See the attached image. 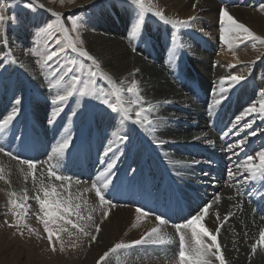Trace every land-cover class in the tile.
Listing matches in <instances>:
<instances>
[{
  "label": "bare ground",
  "instance_id": "1",
  "mask_svg": "<svg viewBox=\"0 0 264 264\" xmlns=\"http://www.w3.org/2000/svg\"><path fill=\"white\" fill-rule=\"evenodd\" d=\"M152 2L155 8L163 10L164 14L175 20H177L175 15L180 12L181 16L185 18L184 20L195 16L196 18L201 17L210 21H217L220 8L226 7L228 12L238 22L245 24L256 35L264 37V13L259 12L256 8V6L264 3V0H237L235 2L233 0H152ZM35 3L43 5V9L49 15L53 16V13H59L54 11L52 7L45 5L42 0H35ZM231 3L233 4L229 6ZM193 4H196L195 8H193ZM60 14H62L63 19L64 13L61 12ZM62 23L64 24L63 20ZM124 23L125 21L121 20L120 24L116 25L114 18L104 17L95 27V30L91 32L83 31L82 37L86 42L87 51L98 62L100 65L99 69L106 73V79L113 84V88L116 91L117 89L130 87L133 80L138 82V92L145 101L143 106L145 108L149 104L156 106L149 116L153 121L154 131L147 127H141L140 130L133 129L130 132H126V122L129 123V120L124 121L117 114V119L104 120L98 117L99 121L95 119L94 123L88 126L89 131L91 128L93 131L88 133L86 130L84 135L81 136V129L88 122L86 118L87 120H84L80 131L75 130L77 132H74L71 144L92 152L89 155L88 153L84 154L83 172L78 174L80 179H72L73 187L69 186L71 189L65 186L69 190L65 191V188L63 190L59 184L57 185L48 180L41 169L34 171L35 179H33L32 169H29L24 164L21 165L16 161L7 159L4 153H0V175L4 177V179H0V189L4 188L16 193V196L20 199L26 193L29 197L28 200H31L37 195L43 196L41 184L44 186L55 185L63 197L67 198L71 194L73 201L81 204L80 211L85 217L81 222L90 234L97 235L98 238L101 233L106 231L114 234L112 229L118 230V227H120L119 223L125 228L130 227L136 231L146 233L156 226V213L140 216L136 212L134 204H129L128 202L115 203L113 197L116 194L114 190L110 191L111 196L108 195L107 190L104 193L110 198L115 207L101 205L99 198L95 195V189L91 184L92 181L88 180V177L93 175L94 181H96V177L107 167V163L113 162L112 178L115 179L116 175L124 173L125 181L132 185L140 175L142 179L146 177L149 182H153L155 178L161 175V169L164 167L174 176L181 187H191V185L195 184L194 187H191L194 189L193 197L197 196L203 200L207 194V198L201 203L200 207L195 206L194 208H196L195 211L200 210L206 201H210L211 207L204 223L211 231L215 232L218 223L223 222L225 215L231 214L228 222L223 224L218 238L226 264H264V249L258 246L254 254L251 250L252 244L259 239V232L264 228V222L253 214L252 206L245 205L242 209L239 205V197L234 192V188L242 185L241 182L247 172L239 169L240 174L230 178L228 170L231 169L236 172L239 164L234 165L232 168L229 167L223 173H219L220 170L217 169L215 171V167H212L210 161H206L202 156L197 157V153L202 151L204 153L209 152L206 153L208 155H210V152L217 151L215 153L216 156L225 152L229 154L234 147L231 151H228V145L235 146L237 144H217V147L213 149L215 144L213 137L215 136L206 129V111L203 106L196 102L192 89L187 86L189 82L199 86V89L205 94V102L209 104L208 98L212 97L210 93L216 94L213 86L220 79V73H226L229 68L233 75H243L246 78L237 84L240 90L248 84H256H254V87L257 86L258 88L255 90L254 95L253 93L252 95L249 94V99H251L250 101L254 100L255 106L259 108L258 99L261 97L260 93L264 91V44L250 39L251 47L248 51L246 50L247 54H244L236 49L237 44H239V40H236L232 48L229 49L227 45L220 41V34L213 31L208 25L195 20L189 28L202 39L203 44L210 53V57L206 58L209 62L205 66L204 62L199 60L204 57L197 56L193 54L194 52L191 53L190 48L183 47L180 49L181 47L173 42V39H167L165 42L166 37L160 35L163 33L159 28L148 32H140L137 36L132 37L130 34H125L126 27ZM3 31L4 27L0 28V54L8 52ZM141 33L143 37H147L145 48L151 49V51L135 46V38ZM164 43L167 44V50L163 48ZM177 57L185 59V61H177ZM251 60L255 61V63H249ZM17 61L21 64L22 58L19 57ZM14 65L16 67V64ZM213 65V68L216 67L214 71L211 69ZM229 65H235V67L230 68ZM258 65L262 69H258ZM171 66L181 72L175 74L171 70ZM18 73L22 77L32 74L27 68L25 71L21 67ZM108 74L112 75L113 78L108 76ZM18 77L17 75H12L10 82L13 84L17 83ZM205 84L206 86H204ZM225 87H229L228 84ZM16 92L14 86L12 94L15 96L13 97L16 100L22 98ZM31 96V100L36 103L37 101H35L33 95ZM115 103L121 106L120 101L117 100ZM253 103L248 105V102L247 105L252 106ZM64 105H61V107L63 108ZM44 106L46 107V104ZM34 109H37L36 104H34ZM71 111L72 114L73 112L78 113V115L82 113L77 109H72ZM72 114L66 121L68 125L73 121L74 116ZM250 114L249 119L252 120L250 123H257L259 131L256 135L248 136V138L254 137L260 140L264 137V114L259 112ZM48 115L51 117L50 112H48ZM106 116L107 114H105ZM15 129L21 131V123L16 124ZM4 131L5 128L2 133L0 132V146L8 147L7 140L11 139L10 132ZM114 133L116 134L114 135ZM125 133L129 139L121 141L119 137ZM88 134H90V137L87 138ZM143 138L145 139L144 141ZM110 141H112L111 147L113 151L105 156L104 153L109 147ZM32 146L33 151H35V146L31 145V148ZM228 154H226V160ZM50 155L51 152L39 153L36 157L43 159L44 161L42 162L46 165L49 164L47 166L49 168L52 161L55 160L53 158L49 161ZM99 156L105 158L104 165L95 164L96 158ZM253 156L255 157V154ZM36 161L38 162L39 160L37 159ZM258 162L257 159L256 163ZM96 165L97 170L91 175L92 169ZM70 170H68L70 175L76 174ZM185 193L188 194L187 192ZM217 196L219 200L216 199ZM189 199H191V194H189ZM105 211L109 212L108 217H104L103 213ZM2 214V203L0 202V218ZM217 214L220 218L219 221L216 218ZM89 215L92 216L91 220L87 219ZM183 217L187 218L186 215ZM170 224H172L171 221L168 225L162 226V230L166 238H171V241H174L176 231ZM97 225L101 227L98 234L96 233ZM141 234L143 233L141 232ZM141 234L139 233V235ZM188 235L190 237V233ZM170 244L160 245V250L164 252L165 258H169L170 261L174 262L172 258L174 246L171 248L172 245ZM154 247L156 246L154 245ZM212 259L213 264H219L214 258ZM156 263L158 262L156 261Z\"/></svg>",
  "mask_w": 264,
  "mask_h": 264
},
{
  "label": "rangeland",
  "instance_id": "2",
  "mask_svg": "<svg viewBox=\"0 0 264 264\" xmlns=\"http://www.w3.org/2000/svg\"><path fill=\"white\" fill-rule=\"evenodd\" d=\"M42 1L45 5L52 7L54 11L64 13L62 20L64 21L65 27L69 30V36L72 38L73 42L76 43L78 48L83 47L86 51V42L82 37L83 31L91 32L95 30V27L104 19V17H109L110 19L114 18L116 25L120 24L121 20H124L126 35L130 34L131 25L134 20L138 18L134 8L125 3V0H71V2L70 0ZM235 1L237 0H233V2ZM29 4H33V1L0 0V15L5 16L3 32L8 46V52L6 54H0V120H3V118L12 111L14 106L18 108L16 117L7 127H5L4 131H9L11 138L10 140H7L8 147L6 146L4 148L6 151L11 152L13 156L10 157L5 154L4 156H7V159L13 160L14 162L16 161L21 165L24 164L27 167L28 165L26 163H21V161L31 160L30 157H26L28 152L34 153V159L39 153L43 154L51 152L56 141L61 139L66 132L73 137L74 132L80 131L86 118L88 119V122L85 123L84 128L81 129V136L84 135L86 130L88 133L93 131L92 128L89 131L88 126L94 123L95 119L99 121L98 117L104 120L117 119V113H112L111 110L102 105L95 96H80L77 92L64 105L62 113L56 118L55 122L50 124V116L48 115V112L52 113L53 111L54 106H52L51 103L52 98L55 97L58 92L62 93V91H64L68 82L72 79V76L78 75L80 76L81 81H84L89 78V71H95L97 73L94 78L96 83L91 85V87H94L97 90H103L104 93H106V98L110 99L113 103L117 100L120 101L117 98V91L113 88V84L106 79V73L102 72L101 69L96 68L92 61L87 60L86 57L80 56L78 52H73L71 48H66L65 52L61 54L60 57L54 58L47 63L44 62L43 53L46 49H55L57 40H60L63 44H66L67 41L64 40L63 34L59 31L54 32L51 38L47 35L41 34V29L46 28L49 23H55L56 17L54 15H49L43 7L39 6L40 4L35 3L32 7L27 6ZM232 4L233 3L229 4V6ZM258 7L259 6H256L257 9ZM155 9L158 10L157 8ZM164 15L168 19H171L167 14ZM73 17L78 18V28L76 31H72L70 22V18ZM175 18H177V20L185 19L181 16L180 12L175 15ZM196 20L202 22L204 25H208L213 31L220 34L221 25L219 19L217 21H210L205 18L197 17ZM157 28L163 33L159 34L166 37V40H164L165 42L167 39H173V33H175V43L181 47L180 49L183 47L190 48L191 53L194 52L193 54L204 57L199 60L204 62L205 66L208 64L209 61L206 58L208 56L210 57V53L207 51L202 39L199 38L197 34L193 33L189 27L177 31L173 25L164 23L151 13L146 14L140 32H148L156 30ZM77 37H79V40ZM80 41H83V43L81 44ZM146 41L147 37H143L141 33L135 38V46L142 47L146 51H151V49L145 48ZM250 47L251 44L248 40L244 43L239 42L236 49L241 53L247 54ZM163 48L165 50L168 49L166 43H164ZM19 57L22 58L21 64L17 61ZM176 60L181 62L185 61V59H180L179 57H177ZM212 60L214 61V59ZM250 62H252V60L249 61V63ZM14 64H16V67ZM61 65H63V67H61ZM20 67L25 71L27 68L32 74H29L28 76L26 75V77L20 76L18 73ZM213 67L214 65L211 68L212 71L216 68ZM68 69H72V71L65 75ZM258 69H262V67L258 65ZM171 70L175 74L181 72L174 66H171ZM11 74L19 76L16 81L17 83L13 84L10 82L12 79ZM229 75H233V73L230 72V69L228 68L226 73H220L219 78ZM108 76L113 78L112 75L108 74ZM61 77H64L61 84L55 88L52 87L51 85ZM219 82L220 79L213 86L216 91V94L213 95L214 98H219L221 96V93H219ZM254 84L255 83L252 85L251 83L246 86V94L253 93L254 95L255 90L258 88L257 86L254 87ZM14 86L18 92H16V94L22 96L19 105H15L16 99L13 97L15 95L12 94ZM33 86H35V89ZM42 86L47 87L43 88ZM204 86H206V84ZM225 86H227V83ZM77 87H83V83L78 82ZM55 89L56 91H54ZM126 89L127 87L122 89L121 99L125 106L132 109L130 112L132 120L135 119V111L138 109V106L130 103V101L134 99V96L128 94ZM246 94L245 101L242 103L244 104L245 109L249 107L248 105L254 102V100L250 101L251 99H247L248 95ZM31 95H33L35 101H37L36 103L31 100ZM210 98L211 97L208 98V102ZM261 98L264 97H259L258 101ZM34 104H36L37 109L33 110ZM44 104H46V107ZM253 104H255V102ZM117 107H120L119 104H117ZM72 109H77L82 113L78 116H74L72 123L68 125L66 121L72 114ZM105 114H107L106 117ZM131 120H129V123L126 122V132H130L133 129L140 130L141 127L134 125ZM249 121L251 122L252 120ZM18 123H21L22 125L21 131L15 129V126ZM0 132L2 133V131ZM49 136H51V138H49ZM86 137H90V134ZM144 140L145 139L143 138V141ZM31 145L35 146V151H33V146L31 148ZM74 146L75 144H71L63 158L59 161L55 159L52 161V164L59 163V168L63 172L62 174L69 177H72L73 175L72 179L76 180L80 179L78 174L82 173L84 169V154L88 153L89 155L92 151H87L83 147ZM37 159L39 161L36 163L35 170H43L48 180L61 186L62 182L57 181L55 177H48L47 173L49 168H47V166L49 164L46 165L42 162L44 161L43 159L36 157V160ZM79 160H81L82 163H80ZM96 161L95 164L97 165L105 164V158H102L101 156L97 157ZM97 165L92 169L91 175L97 170ZM67 169H71L70 171H74L76 174L70 175ZM91 177H93V175ZM91 177H88V180L92 181L91 184L93 185L95 181L94 177ZM72 179L71 181L73 182ZM111 179L112 181L114 180L112 177ZM71 181L69 183L64 182L65 186L69 189L73 187ZM69 189L65 191H68ZM12 193L13 192L7 189H0V202L2 203L3 210V214L0 218V264H96L99 257L112 248L116 243L123 242L130 244L132 241L139 239L145 234L143 231L139 232L130 227L125 228L119 223L120 227H118V230L112 229L114 234L106 231L101 233L100 237H97L95 242H92L90 237L93 234H90L86 227L85 231L89 233L88 236L78 232L76 229H72L71 226H66L68 227V231L60 234L61 240L63 241V251H61V243L58 242L55 237H53L52 244L48 241L42 223V212L35 197L31 200H27V202L21 200L18 196H12ZM13 199L17 200L18 203L25 204L27 214L24 218V222L26 226H10L15 225L16 220V217L13 215V206L9 203V201ZM200 205L201 204H197L199 207ZM24 210L25 209H15L17 212H23ZM72 219L76 218L72 217ZM79 223L83 225L81 221H79ZM69 232H71L72 235H69ZM141 232L143 234H141ZM139 233L141 235H139ZM174 236L175 239L170 245H172L171 248L174 246L172 258L175 262L179 241L178 236ZM208 242L210 243V241ZM151 246H153V248H151ZM155 246L156 247L149 243L119 250L116 253H112L106 261L102 262V264H169L172 260L170 261L169 258H165L166 256H164V252L160 250V245ZM53 247H55V251H53ZM156 261L158 263H156ZM172 262L170 264H175Z\"/></svg>",
  "mask_w": 264,
  "mask_h": 264
},
{
  "label": "snow or ice",
  "instance_id": "3",
  "mask_svg": "<svg viewBox=\"0 0 264 264\" xmlns=\"http://www.w3.org/2000/svg\"><path fill=\"white\" fill-rule=\"evenodd\" d=\"M71 2V0H70ZM130 7L134 8L137 19L134 20L133 24L130 28V35L132 37L137 36L141 29L142 24L145 21L146 14L151 13L159 20L163 21L166 24H171L173 27L179 31L180 29L191 27L193 22L196 20V17H189L186 20H171L168 19L163 10H156L152 0H125ZM35 4V0H33V4H29L27 6L32 7ZM43 7V5H39ZM196 7V4H193V8ZM51 11V10H49ZM258 11L264 12V3L260 4L258 7ZM56 17L55 23L47 24L46 28L41 29V34L47 35L49 38L53 35L54 32L59 31L63 33L64 40L67 41L66 44H63L60 40L56 41L55 49H46L43 53L44 62L52 61L54 58H58L65 52L66 48H71L73 52H78L80 56L86 57L87 60L92 61L96 68H99L98 62L95 60L93 56L89 54L83 47H77L76 43L73 42L72 38L69 36V30L65 27L62 21V14L53 13ZM5 16L0 15V28H3ZM78 18H70L72 31H76L78 28ZM219 22L221 25L220 28V41L227 45L229 49L232 48L234 41L239 40L240 43H244L248 40L259 41L264 44V37L256 35L249 27L245 24L238 22L227 10L226 7H221L219 10ZM79 40V37H77ZM173 42H175V33H173ZM82 44L83 41H80ZM255 63V61H252ZM63 67V65H61ZM230 68H234L235 65H229ZM72 69H68L65 73L67 75L70 73ZM97 73L95 71H89L88 79L81 81L80 76H72V79L68 82L66 88L63 93L59 92L52 99L51 103L54 106L53 111L51 113V117L49 123H54L56 118L60 116L63 111L61 105H64L68 102L69 98L72 97L75 93H79L80 96H95L99 102L106 106V108L110 109L112 113H117L120 115L121 119L124 121L130 120V112L132 109L128 106H125L123 100L121 99L122 89H117V98L120 100V107H117V104L113 103L110 99L106 98V93L103 90H97L91 85L96 83L95 77ZM64 77L56 80L52 87H56L61 84V81ZM246 78L243 75H229L226 77H221L219 82V93H227L229 92L235 85L244 81ZM82 82L83 87L78 88L77 83ZM228 84L229 87H225V84ZM128 94H132L135 96L134 99L130 101L131 104L137 105L138 110L135 111V119H132L131 122L134 125H138L140 127H147L154 131L153 121L149 118L150 113L154 111L155 105L149 104L147 108L143 105L145 103L143 96L138 92V82L133 80L130 87L126 89ZM261 97H264V91L260 93ZM221 101L217 100L215 103L219 104ZM21 103L20 99L15 101V105H19ZM259 108L253 104L245 109L244 114L236 117V122L238 123L243 119V115L250 113H261L264 114V98H261L259 101ZM18 113V108L13 107L12 111L0 120V131H2L5 127H7L16 117ZM73 116L78 115V113L73 112ZM245 128H250L251 124H245ZM116 133H114L115 135ZM252 135H256L255 132L251 133ZM225 136L228 133H224ZM72 136L67 132L64 136L56 141V144L51 149V155L49 156V161L55 158L57 161L63 158L66 151L69 149ZM119 139L121 141H127L129 139L128 135L125 133L120 136ZM112 141L109 142V147L106 149L104 155L107 156L109 152H112L113 149L111 147ZM160 143V142H157ZM211 143V142H209ZM245 140L239 141L238 145H228L227 150L231 151L233 147H238L240 145L245 144ZM0 153H4L7 156H13V154L2 146H0ZM16 158V157H14ZM258 159V163L256 160ZM21 163H26L29 169L33 170V179H35V168L36 162L31 160H22ZM114 167L113 162H108L107 167L101 171L96 177V181L93 183V188L95 189V194L99 198L101 205L115 207L112 201L106 199L104 192L109 188V185L112 183V169ZM239 169H243L244 172L249 174L250 179H255L257 175L264 177V149L256 151L255 157L249 154L244 161H242L237 166V171L228 170V176L230 178H234L236 175L240 174ZM48 177H55L57 181L62 182L61 187H65L64 182H70L71 177L67 175L60 174L59 172V163L50 164L48 169ZM0 179H4L2 175H0ZM41 191L43 196L37 195L35 199L39 204V208L42 212V223L44 227V231L47 234V238L50 244H52L53 237L56 238L58 242L61 243V251H63V241L61 240L60 234L62 232L68 231V227L71 226L72 229H76L78 232L83 233L85 236H88L89 233L85 231V226L81 225L79 221L84 220L85 217L81 214V204L78 202H74L71 194L67 198L63 197L57 190L55 185L44 186L41 184ZM87 191V189H85ZM12 196H16V193H12ZM23 201H27L29 199L28 195L25 193L23 197H21ZM219 200V197H216ZM9 203L13 206V215L16 217L15 225L10 226H26L24 222V218L26 216V208L24 203H18L17 200H10ZM211 204H206L203 208L200 209L194 215H190L189 218H186L181 223L173 224L175 228L176 235L179 237V247L178 253L176 254L175 264H213V257L215 261H218L219 264H226V259L223 255L221 245L218 242V236L223 227L224 223H227L231 218V214L225 215L222 223H218L215 232L211 231L204 223L206 217L209 214V209ZM15 209H25L23 212H17ZM136 212L140 214V216H147L150 213L145 211L142 207H137ZM104 217L109 216V212L105 211L103 213ZM75 217L76 219H72ZM217 220L219 221V215L217 214ZM88 220L92 219V216L89 215L87 217ZM156 226L152 227L148 232H146L139 239L132 241L130 244H126L123 242L116 243L112 248L108 251L104 252L103 255L99 257L96 264H102V262L106 261V259L112 254L116 253L119 250L126 249L129 247H135L137 245H142L146 243H151L153 245H165L171 243V238H166L163 234L162 226H166L170 223L169 219L163 217L162 215H156ZM100 231L99 225L96 226V233L98 234ZM190 233V237L189 234ZM69 235H72L69 232ZM92 242H95L97 239V235H91L90 237ZM210 241V243L208 242ZM264 249V228H262L259 232V239L256 240L255 243L252 244L251 250L254 254L257 250V247ZM53 251H55V247H53Z\"/></svg>",
  "mask_w": 264,
  "mask_h": 264
}]
</instances>
